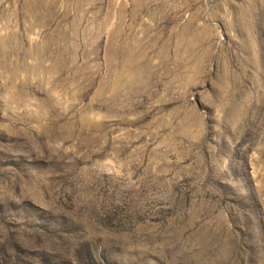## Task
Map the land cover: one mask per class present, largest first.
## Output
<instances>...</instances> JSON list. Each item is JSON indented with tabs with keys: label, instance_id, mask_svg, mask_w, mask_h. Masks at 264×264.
Instances as JSON below:
<instances>
[{
	"label": "rangeland",
	"instance_id": "374dc122",
	"mask_svg": "<svg viewBox=\"0 0 264 264\" xmlns=\"http://www.w3.org/2000/svg\"><path fill=\"white\" fill-rule=\"evenodd\" d=\"M0 264H264V0H0Z\"/></svg>",
	"mask_w": 264,
	"mask_h": 264
}]
</instances>
